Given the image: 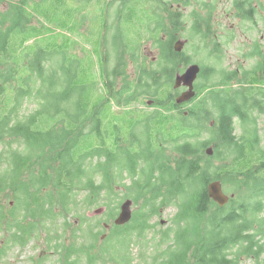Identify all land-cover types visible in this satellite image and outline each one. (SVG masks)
Wrapping results in <instances>:
<instances>
[{
    "label": "trees",
    "instance_id": "obj_1",
    "mask_svg": "<svg viewBox=\"0 0 264 264\" xmlns=\"http://www.w3.org/2000/svg\"><path fill=\"white\" fill-rule=\"evenodd\" d=\"M25 1L11 5L10 11L0 12V160L4 154L8 156L7 161H0V166L7 165L0 182L14 191V210H23V218L18 220L4 215V208L0 207V218L7 219L8 230L13 229V241L23 243V228L35 224L27 223L28 219L50 222L43 228L55 226L57 233L62 229L59 227L69 228V217L78 209L80 192L87 193L84 201L92 206L103 193L113 194L118 176L124 185L130 176L132 183L128 184L127 191L132 192L136 204L143 203L141 212L132 222L117 227L109 235L105 244L111 245L100 254H94L95 263L103 259L132 264L127 237L134 233L141 236L154 228L149 225V219L164 206L176 203L174 237L171 230L163 233L159 244L167 243V248L153 256L152 264H240L242 256L264 264V134L258 124L259 118L264 117V88L257 87L264 85V76L253 75L256 69L245 70L249 82L240 84L243 74L239 79L236 70L225 74L223 81L237 84L235 87L211 88L203 105L200 100L196 110L176 116L175 121L168 120L163 109L170 106L163 96L173 80L168 65L169 46L173 41L170 35L167 41L163 39V35H168V17L172 15L168 3L120 0L122 6L118 5L114 14L116 21L133 23L147 19V31L152 32L149 39L160 46L162 59L157 66L139 65L137 78L132 79L127 73L130 62L124 59L127 52L123 51L121 63L113 71L116 79H123L121 86L108 74L107 88L102 87L97 94V87L85 79L86 74L78 78L77 61L69 51L70 47L74 48L70 43L72 37L63 34L62 52L52 40H47L45 47L37 51H22L24 39L29 36L23 33L34 27L24 7ZM3 3L4 0H0V5ZM109 3L103 12L105 29H111L106 13L113 2ZM88 9L65 7L62 24L75 29L76 16V20L82 22L79 27L82 35L81 18ZM48 15H55L51 8ZM196 19L194 36L200 38L201 17L198 15ZM115 29L114 46L118 47L119 27L115 25ZM36 36L43 37L40 30ZM107 38L105 36L104 40ZM143 38L147 36L144 34ZM55 52L64 55L58 65L48 63ZM130 56L138 61L139 49ZM150 95L155 98L156 106L159 105L158 111L141 120L136 121L129 111L126 115L112 111L120 124L129 122L130 132L122 138L123 131L114 123L117 134L110 146L106 138L107 119L99 115L104 106L112 102L113 106L121 103L129 106ZM18 97L20 102L22 98L33 97L39 101L40 108L24 119L15 120ZM12 103L15 104L11 106ZM208 107L214 108L216 113H211ZM212 117L214 125L210 124ZM151 121L156 122L157 141L162 138L157 149L149 148L146 137ZM139 124L144 128L142 132L137 130ZM239 128L240 135L237 134ZM205 132L210 135L207 140L201 138ZM15 138H22L25 152L14 151L13 146L18 143ZM130 142H136L135 147L130 146ZM211 145L214 155L209 156L206 149ZM140 173L142 176L138 179ZM213 181H221L223 189L231 193L224 207H219L209 197L208 186ZM91 196L95 199L91 200ZM59 221L64 225H58ZM54 242L55 246L51 240L48 244L67 248L64 241L56 239ZM114 242L126 251L114 252ZM88 250L86 253L95 251L94 245ZM77 251L75 246L69 248L65 259H71ZM1 257L0 250V260ZM141 257H145L143 252Z\"/></svg>",
    "mask_w": 264,
    "mask_h": 264
},
{
    "label": "rangeland",
    "instance_id": "obj_2",
    "mask_svg": "<svg viewBox=\"0 0 264 264\" xmlns=\"http://www.w3.org/2000/svg\"><path fill=\"white\" fill-rule=\"evenodd\" d=\"M23 0H4L5 3L0 5V12H7L12 9L11 5H16ZM166 3L169 0H164ZM199 2V0H196ZM109 2H113V7H108V11L106 13L107 16V23L111 26V29H105L104 22H103V12L107 7ZM118 5L122 6V2L120 0H65L63 3L61 0H26L24 3V7L28 10V14L32 20V25L34 26L28 32H24L23 35L28 34L29 36L24 39L25 43L22 47L24 50L22 51H29L34 52L40 48H44L46 45L47 40L55 41L57 44V50L62 52L63 51V43L64 38L63 34L72 37L70 43L74 45L70 47V53H73L71 56L73 59L77 61V68H78V78L79 80L84 77L86 74V80L89 81L90 84L96 86L95 88L96 93L101 92V88H107L106 84L108 82V74H111V78L117 81L120 86L122 84L123 79L118 78L116 79L113 76V71L116 66L121 63L119 61L120 57L123 56L124 52V59L130 62L128 67L127 73L132 76V79H136L138 75L139 65L142 66H157L158 61L153 62L156 57H158V47L155 45V41L150 40L149 36L152 35L151 31H147L148 29V21L147 19L136 20L133 23H127L126 21L118 22L114 17L116 13V9L119 8ZM67 7H75L77 9L82 8H89L85 14H83L81 20L83 21V27L80 30L82 35L79 34V27L82 25V22H78L75 16V29L70 27H64L62 24V10ZM51 8V12L55 15L52 17L51 15L47 16L49 9ZM195 10H199L198 6L194 7ZM184 16L190 15V11L187 9L185 12L183 10ZM192 22V21H191ZM191 22L189 23V29L185 31L186 34L190 32L191 29ZM115 25L119 27V34L120 40L118 47L114 46V37L116 35ZM238 25L243 27V31L245 37L248 38L245 40V37L242 36L241 40L251 41L254 37L257 40L260 39L261 34H264V18L259 16V26L258 22L255 24L252 21H240L238 20ZM169 28V27H168ZM37 30H40V33L43 37L41 39L36 36ZM108 35H107V34ZM147 36V39L143 38V35ZM81 35V36H80ZM106 41L104 40V38ZM240 40V42H241ZM43 41V42H42ZM197 40H195L196 42ZM193 45V41H190V45H187L185 51L190 53L191 48ZM136 49H139L140 59L138 61H133L130 53H134ZM124 51V52H123ZM60 52H55L51 54L48 63L58 65V63L64 58V55ZM201 57V55H199ZM241 57L240 49L233 50L222 62L220 68H226L228 70L221 72L217 70L211 74V78L208 79L205 83V89H211L214 87L220 88L224 85L229 87H235L230 83H226L223 81L224 75L228 74L237 67L242 68V72L238 74V79L240 78V74L242 73L244 78L239 81L240 84H245L249 82V78L245 77L244 74L245 70H248L250 66H252L253 62L246 61L243 63H236L237 59ZM147 59V62H146ZM244 66V67H243ZM169 68H171L169 66ZM121 69V66H120ZM235 71V70H234ZM205 79L200 78L197 81V86L204 84ZM174 87L172 84H169V89L164 92L163 99H166L167 102L170 104L169 108H163L166 110V117L173 121H175L176 116H181L182 113L188 114L191 110H196L197 105L202 101L205 102V99L208 95H201L202 92L196 94V98H193L191 101L186 102V105L182 109H177L178 107L174 106L173 100L177 99L174 98ZM180 91V90H179ZM150 94H153L151 91ZM76 95V94H75ZM150 98H139L137 101L132 102L129 106H125L123 103L120 105H114L112 102L111 104H106L99 115L106 117L107 123V131H106V138L110 146L111 140L114 139L115 135L117 134V129L113 126L114 123L119 124V130L123 131L121 135L122 138H126L130 132L129 122L124 121L120 124V120L113 116V113L124 114L126 115L127 111L131 112L133 118L137 120H141V118L145 117V115L151 114V112L158 111L157 105L155 103V98L150 95ZM153 101L154 107L148 106V101ZM195 101L193 105L190 103ZM18 101L20 102V98L18 97ZM39 101L35 98H22L21 102L19 103V109L14 113V119L22 118L31 115L36 110L40 108L38 105ZM15 103H12L13 106ZM10 106V108H11ZM93 104L91 103L90 112L92 111ZM113 106V108H112ZM112 108V110H111ZM210 112L216 113V110L212 107H208ZM214 117L210 119L212 121L210 124L214 125L215 122L213 121ZM259 127L261 128V134H264V117H260L258 120ZM156 122L151 121L149 124V131L146 135L149 141V148L150 149H157L158 148V141H162V138L157 141V137L155 135L156 130ZM142 125L139 124L137 130L142 132ZM138 132L139 135L145 136L144 134ZM237 134H241L240 128L237 130ZM202 139L207 140L210 138L208 133H203ZM18 143H15L13 148L16 149L14 151L18 152H25L26 148L23 143L22 138H15ZM123 144V143H121ZM136 142H130L129 145H134L135 147ZM140 144V142H139ZM120 145V144H119ZM168 146V144H167ZM2 146H0V153L2 152ZM213 148L214 146H208L207 149ZM206 149V151H207ZM4 149L3 151H5ZM169 150V149H167ZM12 151V150H11ZM170 151V150H169ZM172 154V152L170 151ZM165 154L169 155L168 151H165ZM214 155V154H213ZM8 156L3 155L1 160L7 161ZM0 160V161H1ZM139 162V161H138ZM220 163H217L219 165ZM5 164L0 166V177H4L3 170L5 169ZM159 175L161 178V172ZM141 173L138 176V179L141 177ZM127 177V176H126ZM118 186L114 189L116 194H111V192L103 193V195L97 199L96 203L92 206L88 205V202H85L84 199L87 198L86 192H80L79 195V202H78V209L75 213L72 214V217H69V228H62L60 231L53 226L51 229L50 227L43 228L47 225L45 222L42 223L41 219H37L32 221L28 219L26 222H34V226L31 227V232H41L37 235H33L30 243L27 245V248L20 247L15 244L12 238L13 229L8 230L9 226L7 225V219L0 218V250L2 252L0 264H60V260L65 259L68 255V249L75 246L78 251L73 253L71 256V261L80 260L78 264H85V260L87 258H93V256H88L86 251H89L88 248L91 247L93 249V245L95 247L94 254H100V252L104 251L105 248H109L111 243H106L105 240L102 241V237L104 234L108 233V230L105 227L104 223H111L114 224L115 218L121 212V204L126 201L127 199H133L131 196L132 192L127 191L128 184L132 183V178L130 176L127 177V181L124 185V181L121 182L118 176ZM100 182V179H98ZM0 187L4 190L3 194H0V207H3V201L6 202L4 205V211L12 209L13 216L21 220L23 218V210L17 209L16 205H12V201H16L15 193L12 189L5 187V184L0 182ZM224 192L230 196L231 193L227 192L224 189ZM130 194V195H127ZM93 200V196L90 197ZM95 199V198H94ZM159 201V200H158ZM157 201V202H158ZM88 203V204H87ZM2 204V205H1ZM143 203L140 202L139 204L134 203L132 208L134 209V217H137V213L141 212ZM150 208L148 206L145 211ZM99 209H103V212L97 214L96 211ZM114 214V215H113ZM178 214V206L176 203H170L168 206H164L160 209L159 213L152 218L149 219V225L153 226L154 228L144 232L141 236L138 233H134L133 235L127 237L130 238L128 241L131 244V252L133 257L132 264H152L153 256L158 253V251H164L167 248V243L159 244L160 238H162L164 232H168L171 230V237H174L172 230L175 227L174 218ZM6 215V214H4ZM113 215V216H112ZM8 216V215H6ZM133 217V219H134ZM10 219V218H9ZM132 219V220H133ZM164 221V223H162ZM132 222V221H131ZM63 224V221H59L58 225ZM129 224V223H128ZM117 229V226L114 225L112 227L113 233ZM96 234V237H95ZM98 236V237H97ZM36 237V238H34ZM51 238L53 240V246H55L54 240L59 239L64 241L67 245V248L64 249L63 247H51L48 244L47 240ZM117 242V241H116ZM171 243V242H170ZM42 251H46V255L44 257L43 262L39 261V255ZM55 253H52V252ZM145 254V257H141V253ZM105 261V262H104ZM95 264H115L114 262H109L108 260L98 259L97 263ZM240 264H257L255 258H248L247 256H242V261Z\"/></svg>",
    "mask_w": 264,
    "mask_h": 264
},
{
    "label": "flooded vegetation",
    "instance_id": "obj_3",
    "mask_svg": "<svg viewBox=\"0 0 264 264\" xmlns=\"http://www.w3.org/2000/svg\"><path fill=\"white\" fill-rule=\"evenodd\" d=\"M168 6L172 15L168 14V35H163V39L167 41L170 35L173 41V44L169 46L171 50L168 58V65L172 69L173 76V80L170 81L169 84H172L173 87L178 75L184 74L188 67L198 65L200 67V73L194 83L195 91L199 94L205 90L201 94L205 96L209 90L205 89L206 81L210 79L211 74L217 72V70L221 72L228 70L226 68H220V66L225 58L235 49H240L241 54V57L237 59L236 63L244 64L247 60L251 61L253 64L248 68V71L256 69L257 73L253 75H259L260 77L264 76V34H261L259 40L254 37L253 40L247 42L245 40L248 36L245 37L244 31L242 30L243 27L238 25V20H240L243 22L252 21L255 24L258 22L259 26V16L264 18V0H199V2L196 0H169ZM195 6H198L199 10H195ZM187 9L190 11V15L188 16L185 14L184 16L183 10L185 12ZM173 15H176V17L174 18ZM198 15L201 17L202 22V25L200 24V31L202 32L200 38L194 36L195 28L197 27L196 17ZM245 15H250V18H245ZM190 22L191 29L190 32L186 34L185 31L189 29ZM242 36L245 37V40H241ZM191 40L193 41V45L190 53H187L185 48L187 45H190ZM195 40L197 41L195 42ZM155 45L158 47L159 55L153 62L158 61L159 63L162 59V52L160 46L157 43H155ZM199 55H201V57H199ZM234 70L239 73L242 72V68L239 67L230 71ZM200 78H204L205 82L197 86L196 83ZM241 79H243V76H241ZM232 83H236V81H232ZM236 85L237 84H235V86ZM257 87L261 90L264 88V85H261L260 88L259 85H257ZM188 89V86L174 89V98ZM175 100L176 99L173 100V103L178 107L177 109L185 107L186 103L177 105ZM194 103L195 101L193 100L190 104L193 105ZM151 106L154 107V104ZM3 191L4 190L0 187V194H3ZM133 202L136 203L135 200H133ZM14 203L15 202L12 201V205ZM5 204L6 202L3 201V207ZM4 214L13 216V210L10 209L6 211L5 209ZM104 224H108L110 227L108 229L106 228L108 233L103 235L102 241L107 240L111 234L112 227L115 225L111 223ZM42 232L43 230H41V234ZM22 235L23 243L18 242L15 244L22 248H27L32 236L36 235V233L31 232V229L26 227L23 228ZM36 237L38 236L36 235ZM49 240L53 239L49 238L47 242ZM113 251L117 254H123L126 250L119 248L117 243L114 242ZM52 253L55 252L53 251ZM45 255L46 251H42L39 255V261L43 262ZM87 255L93 256L94 252L87 253ZM79 261L80 260H75L72 262L70 259L62 258L60 264H78ZM108 261L117 264L115 261ZM85 264H95V260L88 257L87 260H85Z\"/></svg>",
    "mask_w": 264,
    "mask_h": 264
},
{
    "label": "water",
    "instance_id": "obj_4",
    "mask_svg": "<svg viewBox=\"0 0 264 264\" xmlns=\"http://www.w3.org/2000/svg\"><path fill=\"white\" fill-rule=\"evenodd\" d=\"M180 44V43H179ZM178 48V47H177ZM200 73V67L198 65H192L188 67L184 74L178 75L176 77V81L174 84V89L181 88L182 85L188 86L189 89L183 93H181L177 99V104H184L186 102L191 101L196 96L195 91V81L198 78ZM153 101H148V106H151ZM214 153L213 148L207 149V154L212 156ZM208 194L209 197L219 206L224 207L230 201V196H228L223 189V185L221 181H213L208 186ZM134 202L131 199H127L121 204V212L115 218L114 224L116 226H124L130 223L133 219V206ZM103 212V209H99L96 211L97 214ZM164 223V221L162 222ZM105 227L108 229L110 226L105 224Z\"/></svg>",
    "mask_w": 264,
    "mask_h": 264
},
{
    "label": "bare ground",
    "instance_id": "obj_5",
    "mask_svg": "<svg viewBox=\"0 0 264 264\" xmlns=\"http://www.w3.org/2000/svg\"><path fill=\"white\" fill-rule=\"evenodd\" d=\"M175 81H176V79H175ZM182 86H185V85H182ZM182 86H181V87H182ZM175 101H176V100H175ZM176 103H177V102H176ZM177 105H182V104H177Z\"/></svg>",
    "mask_w": 264,
    "mask_h": 264
}]
</instances>
